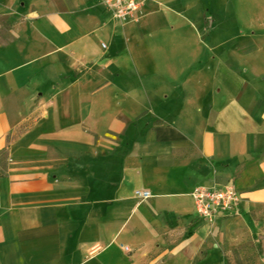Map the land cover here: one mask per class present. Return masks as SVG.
Masks as SVG:
<instances>
[{"label":"crops","instance_id":"1","mask_svg":"<svg viewBox=\"0 0 264 264\" xmlns=\"http://www.w3.org/2000/svg\"><path fill=\"white\" fill-rule=\"evenodd\" d=\"M0 169V264L263 242L264 0H145L124 25L101 0H0ZM227 183L237 210L198 217L190 191Z\"/></svg>","mask_w":264,"mask_h":264},{"label":"built area","instance_id":"2","mask_svg":"<svg viewBox=\"0 0 264 264\" xmlns=\"http://www.w3.org/2000/svg\"><path fill=\"white\" fill-rule=\"evenodd\" d=\"M145 0H101L104 9L108 12L112 21L118 25H124L136 20ZM134 195L138 198H148L147 190L136 189ZM190 195L193 199L195 212L198 217L213 221L218 213H232L237 210L240 196L232 183L223 186H195ZM264 241V236L261 238ZM129 251L128 246H123Z\"/></svg>","mask_w":264,"mask_h":264},{"label":"rangeland","instance_id":"3","mask_svg":"<svg viewBox=\"0 0 264 264\" xmlns=\"http://www.w3.org/2000/svg\"><path fill=\"white\" fill-rule=\"evenodd\" d=\"M256 216L264 220V209H261ZM241 241L234 245L229 252L227 251L226 261L227 264H263L261 253L258 250V244L262 245L264 242L253 241L251 237L246 236L241 231ZM259 236H263L259 233Z\"/></svg>","mask_w":264,"mask_h":264},{"label":"trees","instance_id":"4","mask_svg":"<svg viewBox=\"0 0 264 264\" xmlns=\"http://www.w3.org/2000/svg\"><path fill=\"white\" fill-rule=\"evenodd\" d=\"M0 174H3V171H2V169H0ZM264 264V263H263Z\"/></svg>","mask_w":264,"mask_h":264}]
</instances>
